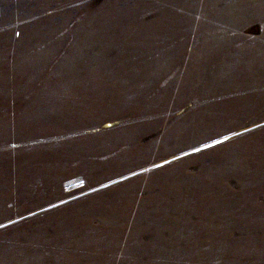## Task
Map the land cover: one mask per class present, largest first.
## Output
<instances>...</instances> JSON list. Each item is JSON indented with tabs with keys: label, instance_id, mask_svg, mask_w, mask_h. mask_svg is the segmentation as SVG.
<instances>
[{
	"label": "rangeland",
	"instance_id": "1",
	"mask_svg": "<svg viewBox=\"0 0 264 264\" xmlns=\"http://www.w3.org/2000/svg\"><path fill=\"white\" fill-rule=\"evenodd\" d=\"M0 264H264V0H0Z\"/></svg>",
	"mask_w": 264,
	"mask_h": 264
},
{
	"label": "snow or ice",
	"instance_id": "2",
	"mask_svg": "<svg viewBox=\"0 0 264 264\" xmlns=\"http://www.w3.org/2000/svg\"><path fill=\"white\" fill-rule=\"evenodd\" d=\"M225 139H227V137H225ZM220 141H217V143H219Z\"/></svg>",
	"mask_w": 264,
	"mask_h": 264
}]
</instances>
